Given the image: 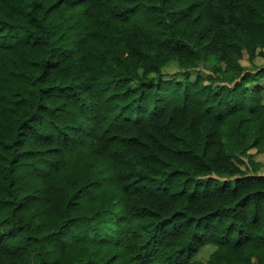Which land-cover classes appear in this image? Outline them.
<instances>
[{"label": "trees", "instance_id": "trees-1", "mask_svg": "<svg viewBox=\"0 0 264 264\" xmlns=\"http://www.w3.org/2000/svg\"><path fill=\"white\" fill-rule=\"evenodd\" d=\"M245 56L264 0H0V264H264Z\"/></svg>", "mask_w": 264, "mask_h": 264}, {"label": "rangeland", "instance_id": "rangeland-1", "mask_svg": "<svg viewBox=\"0 0 264 264\" xmlns=\"http://www.w3.org/2000/svg\"><path fill=\"white\" fill-rule=\"evenodd\" d=\"M244 65H246L248 68H251L252 66H263L264 65V59L259 57L255 60L254 64H251L248 60H247V56H245L244 60H243ZM180 70L176 67V66H169L164 74H167L166 76L168 77L171 74H175V73H179ZM181 78H182V74H181ZM260 85L264 86V81H261L259 83ZM264 96V93H263ZM257 160H262L264 161V157L263 156H256ZM216 248L214 246H206L204 247L199 254L195 257V261H200L202 263L207 262V260L209 259V256L214 252Z\"/></svg>", "mask_w": 264, "mask_h": 264}]
</instances>
